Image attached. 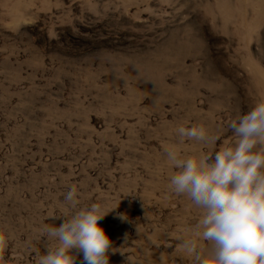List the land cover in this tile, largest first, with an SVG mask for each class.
I'll use <instances>...</instances> for the list:
<instances>
[{"label": "rangeland", "instance_id": "374dc122", "mask_svg": "<svg viewBox=\"0 0 264 264\" xmlns=\"http://www.w3.org/2000/svg\"><path fill=\"white\" fill-rule=\"evenodd\" d=\"M262 98L264 0H0V264H35L73 187L76 210L118 206L109 264H197L164 150L214 155Z\"/></svg>", "mask_w": 264, "mask_h": 264}, {"label": "clouds", "instance_id": "9594fccd", "mask_svg": "<svg viewBox=\"0 0 264 264\" xmlns=\"http://www.w3.org/2000/svg\"><path fill=\"white\" fill-rule=\"evenodd\" d=\"M229 127L233 139L214 155L201 152L184 158L166 148V162L176 170L169 176V187L202 210L196 228L209 251L201 257L194 244H185L189 253H196L197 264H264V98ZM177 132L181 142L208 144L216 139L202 126L179 127ZM64 199L72 210L61 213L65 219L58 227H46L48 247L35 264H76L73 249L83 254L82 264H109L115 248L100 221L118 206L104 211L93 203L76 210L74 187ZM117 218L128 219L123 213Z\"/></svg>", "mask_w": 264, "mask_h": 264}]
</instances>
